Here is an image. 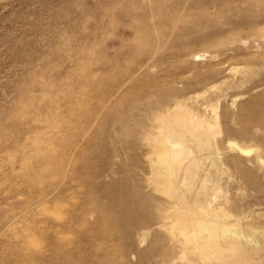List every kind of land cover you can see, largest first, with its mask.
I'll list each match as a JSON object with an SVG mask.
<instances>
[{
	"label": "rangeland",
	"instance_id": "obj_1",
	"mask_svg": "<svg viewBox=\"0 0 264 264\" xmlns=\"http://www.w3.org/2000/svg\"><path fill=\"white\" fill-rule=\"evenodd\" d=\"M0 264H264V0H0Z\"/></svg>",
	"mask_w": 264,
	"mask_h": 264
},
{
	"label": "bare ground",
	"instance_id": "obj_2",
	"mask_svg": "<svg viewBox=\"0 0 264 264\" xmlns=\"http://www.w3.org/2000/svg\"><path fill=\"white\" fill-rule=\"evenodd\" d=\"M175 136H178V135H175ZM175 137H173V139H174ZM177 138V137H176ZM180 138V137H179ZM195 138H199V136L198 137H195ZM170 139V138H168V140H167V143L165 144L163 141H159V142H156V146L158 147V145L160 146V150H157V158H156V161H155V164H156V168H155V172L156 173H160L161 175H163L164 177H165V180L166 181H168L169 179H171L172 177H176V174H177V168H178V162H179V158H180V156L182 155V153H183V151L182 150H176L175 148H174V146L175 145H177V142H178V140L177 139ZM196 140V139H195ZM163 142V143H162ZM203 142H204V140H203ZM202 142V143H203ZM163 144V145H162ZM204 145V144H203ZM207 153V152H206ZM208 154V153H207ZM205 158V157H204ZM206 158H207V155H206ZM209 158V157H208ZM208 160V159H207ZM165 181V182H166ZM170 182V181H169ZM158 183V182H157ZM169 184V183H168ZM119 185V184H118ZM126 186V185H125ZM124 186V187H125ZM118 187V186H117ZM112 188H114V186L112 187ZM111 188V189H112ZM171 190V189H170ZM113 191V190H112ZM117 191H119L118 189H117ZM122 191V190H121ZM120 191V192H121ZM162 191H163V189H162ZM119 192V193H120ZM116 193H118V192H116ZM115 193V194H116ZM118 193V194H119ZM121 194V193H120ZM123 194V193H122ZM118 197V196H117ZM116 197V198H117ZM129 198V197H128ZM115 199V198H114ZM123 199V198H122ZM125 200V199H124ZM132 200V199H131ZM123 202V201H122ZM121 202V203H122ZM137 202V201H136ZM130 203V202H129ZM124 205V204H123ZM122 205V206H123ZM126 205H127V203H126ZM129 205V204H128ZM117 206V205H116ZM135 206H137L136 205V203L134 202V207ZM125 206H123V209H125L124 208ZM131 207H133V206H130L129 208L131 209ZM133 207V208H134ZM141 208V207H140ZM139 208V209H140ZM134 210V209H133ZM133 210L131 211L132 213H133ZM126 212L128 211V210H125ZM135 211V210H134ZM136 211H137V209H136ZM140 211V210H139ZM124 212V211H123ZM129 213V212H128ZM138 213V212H137ZM134 214H136V212L134 213ZM137 215V214H136ZM133 216V215H132ZM137 216H139V215H137ZM128 217V216H127ZM133 217H135V216H133ZM130 219V218H129ZM136 219H137V217H136ZM136 219L134 220V221H136ZM124 220H126V219H124ZM130 220H132V219H130ZM126 221H128V220H126ZM140 221V220H139ZM211 221H213V220H211ZM132 222V221H131ZM138 222V221H137ZM215 222V221H214ZM125 223H127V222H125ZM129 223V222H128ZM132 223H134V222H132ZM141 223V222H140ZM130 224V223H129ZM128 224V225H129ZM213 226L211 227V229H209L208 227H207V224H204V222H197V224H196V228H195V230H196V232H197V234H190V230H188L189 228L188 227H186L185 226V228H184V230H183V232L181 233L186 239H192V240H200V239H202V238H204V239H208L207 237H212V236H214V235H216V234H218V233H220L223 229H224V227L226 226V225H229L228 223H226V224H222V223H218V222H215L214 224H212ZM123 226V225H122ZM131 226V225H130ZM133 226V225H132ZM135 226V225H134ZM131 228V227H130ZM128 231V230H127ZM132 231V230H131ZM205 231H208L207 233H205ZM207 236V237H206ZM247 240V239H246ZM251 241V240H250ZM245 244H247V243H245ZM230 245V247L232 248V250L233 249H235V244L234 243H230L229 244ZM251 246V245H250ZM220 248H223L221 245L219 246ZM228 249V248H227ZM230 249V248H229ZM248 252V251H247ZM251 254V253H250ZM249 255V254H248ZM227 258H229V257H232L233 259L234 258H246V255H245V253H240V254H231V255H225ZM234 261H236V263L238 262V260H234Z\"/></svg>",
	"mask_w": 264,
	"mask_h": 264
}]
</instances>
